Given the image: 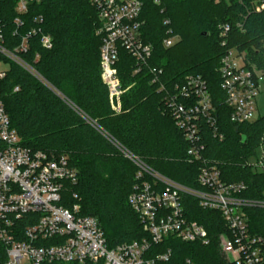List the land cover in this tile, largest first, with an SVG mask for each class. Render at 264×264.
Instances as JSON below:
<instances>
[{
    "label": "trees",
    "instance_id": "obj_1",
    "mask_svg": "<svg viewBox=\"0 0 264 264\" xmlns=\"http://www.w3.org/2000/svg\"><path fill=\"white\" fill-rule=\"evenodd\" d=\"M142 2V36L152 46V56L140 72L134 73L135 59L120 47L117 68L122 86H133L122 95L119 115L102 80L101 23L89 0H40L31 4L27 18L34 25L37 17V35L31 37L30 49L22 57L50 86L14 63L0 84L11 126L23 144L69 157L78 180L65 183L63 203L68 207L79 204L82 215L96 217L111 247L149 237L128 202L138 168L117 155L105 136L80 113L124 149L176 182L202 189L197 177L205 162L215 165L226 183L244 182L247 189L241 194L243 198L264 200V171L248 162L264 143V115L253 122L233 123L218 72L221 58L230 48L246 52L249 64L264 71V10L249 11L240 0ZM165 19L170 20L169 25L164 24ZM226 23L230 30L222 38L220 27ZM169 28L181 40L166 48L163 40ZM43 34L52 38L50 49L41 44ZM153 70L162 72L160 82L167 87L184 82L192 74L207 81L225 138L220 141L203 129V160L189 162V142L165 106L164 92L153 83ZM122 162L129 163L127 169ZM184 203L189 219L208 230L210 244L170 236L151 245L149 255L171 250L169 261L156 264H186L187 259L194 264H231L218 239L226 231L220 213L202 209L189 195L184 196ZM246 212L251 231L264 239V208L249 207ZM6 258L0 242V264H5Z\"/></svg>",
    "mask_w": 264,
    "mask_h": 264
},
{
    "label": "built area",
    "instance_id": "obj_2",
    "mask_svg": "<svg viewBox=\"0 0 264 264\" xmlns=\"http://www.w3.org/2000/svg\"><path fill=\"white\" fill-rule=\"evenodd\" d=\"M38 1L0 0V65L5 66L0 69V84L13 63L44 80L22 57L30 49L31 37L37 35V17L33 25L27 14L31 4ZM89 1L96 8L101 23L102 80L108 88L112 108L118 112L124 94L117 68L120 47L135 59L134 73L140 72L152 56V46L142 36L143 2ZM154 2L159 4L160 0ZM240 3L249 11L264 10V0H240ZM164 24L169 25L170 20L165 19ZM229 30L228 23L221 25L220 37H226ZM167 33L163 44L169 48L178 40L171 28ZM41 44L50 49L52 38L43 34ZM225 44L223 41L222 45ZM36 59H39L38 54ZM153 72V83H158L160 91L164 92L165 106L189 142V162L203 160V129L220 141L225 138L207 81L201 75L192 74L186 76L184 82L167 87L160 82L162 72ZM218 72L231 121L236 124L255 121L257 98L264 90V71L249 64L246 52L230 48L221 58ZM18 89L16 87L15 91ZM125 152L138 168L128 202L149 237L111 247L96 217L82 215L79 204L68 207L63 203L65 183L78 180V172L70 165L69 157L24 145L11 126L0 88V242L6 249L5 264L167 262L171 250L150 256L151 245L162 243L170 236L202 245L211 242L208 230L187 216L186 195L196 198L202 209L220 213L226 231L220 233L218 239L231 264H264V239L251 231L246 212L249 207H264V200L243 198L241 194L247 189L244 182L226 183L215 165L204 162L197 177L202 189L190 188L157 172L129 151ZM256 167L264 171V153ZM186 264L194 263L187 259Z\"/></svg>",
    "mask_w": 264,
    "mask_h": 264
},
{
    "label": "rangeland",
    "instance_id": "obj_3",
    "mask_svg": "<svg viewBox=\"0 0 264 264\" xmlns=\"http://www.w3.org/2000/svg\"><path fill=\"white\" fill-rule=\"evenodd\" d=\"M176 37H177V40H178V42L181 40V37H180V35L178 34V35H176ZM177 42V43H178ZM101 57V56H100ZM3 68H5V66L4 65H0V69H3ZM43 83H45L46 85L48 84L45 80H41ZM49 85V84H48ZM50 86V85H49ZM133 85H129V86H126V88H124V94H125V92L127 91V90H129L131 87H132ZM55 92H57L56 90H55ZM58 93V92H57ZM123 94V95H124ZM256 106H257V116L258 117H260V116H262V115H264V90H263V92L258 96V98H257V104H256ZM115 112V114L116 115H119L120 113H122V98H121V109H120V111H114ZM81 115H82V117L85 119V121L86 122H88V123H90L91 125H93L94 127H96L97 129H98V131H100L104 136H105V138L108 140V142L118 151L117 153V155H123V157L125 158V159H128L129 161H132L130 158H129V156L126 154V149H124L123 148V146H121L115 139H113L111 136H109L105 131H103L98 125H97V123L96 122H92V120L88 117V116H86V115H84L83 113H80ZM263 153H264V145L263 146H259L257 149H256V152H255V154H253L252 156H250V158H249V160H248V162L251 164V165H253V167L255 168V169H259V168H257L256 167V164H257V162H258V160H260L261 158H262V156H263ZM133 162V161H132ZM125 163H127V165L126 164H124V162H122V164H124V168H126L127 169V167H128V165H129V163L128 162H125ZM126 166V167H125ZM117 177H119V176H117ZM261 208H264V207H261Z\"/></svg>",
    "mask_w": 264,
    "mask_h": 264
}]
</instances>
